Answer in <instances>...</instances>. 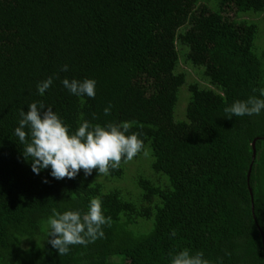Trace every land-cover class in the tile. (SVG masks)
I'll return each instance as SVG.
<instances>
[{
  "label": "trees",
  "instance_id": "trees-1",
  "mask_svg": "<svg viewBox=\"0 0 264 264\" xmlns=\"http://www.w3.org/2000/svg\"><path fill=\"white\" fill-rule=\"evenodd\" d=\"M262 15L264 0H0V264H170L184 249L208 264H264V111L225 112L264 99V29L244 18ZM180 52L216 89L189 83L185 121L174 117L188 81ZM65 78L94 79L95 97L70 94ZM33 102L70 131L82 120L131 122L144 147L104 176L123 181L149 147L154 178L138 174L135 193L107 186L95 169L71 180L34 175L14 135ZM92 197L110 218L103 237L58 255L48 217L83 214Z\"/></svg>",
  "mask_w": 264,
  "mask_h": 264
},
{
  "label": "clouds",
  "instance_id": "clouds-1",
  "mask_svg": "<svg viewBox=\"0 0 264 264\" xmlns=\"http://www.w3.org/2000/svg\"><path fill=\"white\" fill-rule=\"evenodd\" d=\"M67 70V65L61 67V71ZM61 83L74 96L94 98L96 95L94 79L65 78ZM52 84L51 76L39 82L37 93L43 96ZM260 97H264V89L260 90ZM110 111L111 105L103 109L106 116ZM262 111L264 99L256 97L234 101L225 108V112L238 117L259 115ZM19 116L14 135L23 145L22 153L30 162L31 172L39 175L42 170L49 169V176L57 181L74 179L80 170L85 176L92 175L93 169L98 175H106L110 168L119 166L122 158L131 160L144 147L143 140L139 138L141 134H129L131 122L128 121L93 125L88 120H82L74 131H70V126L42 102L30 103L27 112L20 110ZM42 182L48 183V180ZM101 203L99 197H92L83 214L78 210L52 211L46 221L47 243L58 255L68 254L71 245H87L103 237L102 226L110 218L103 215ZM170 264H208V261L203 258L202 252L190 254L188 249H184L170 257Z\"/></svg>",
  "mask_w": 264,
  "mask_h": 264
},
{
  "label": "rangeland",
  "instance_id": "rangeland-1",
  "mask_svg": "<svg viewBox=\"0 0 264 264\" xmlns=\"http://www.w3.org/2000/svg\"><path fill=\"white\" fill-rule=\"evenodd\" d=\"M233 14L234 12L231 13V15ZM244 18H249L252 21L259 22L261 30L264 29V15L259 16V17L246 16ZM182 56H183L182 52H180L181 62H180L179 70L185 71L187 73L189 82L187 81V83L180 89V94H179L180 97H179V101H178V104L176 106L175 113H174V117L176 121L186 120V107L189 102V96H190L189 92H187L188 91L187 87L189 83L198 82L203 87L208 86L209 89L216 91V89L213 86H211L210 84H208L206 81L202 79V71L200 69L193 68L191 65L185 64L182 60L183 59ZM150 159H151V150L149 149V147H145V149L142 152L140 160H133L128 163L126 167V172L124 174L125 177L123 181L121 180L120 182H114V183L108 182L104 174H101L98 180L103 182L109 187H115L116 189L117 187H120V188L136 193V191L134 190V180L138 174L141 173L151 178H154L153 173L149 169ZM113 189L114 188H105V191H110ZM123 194L125 193L123 192Z\"/></svg>",
  "mask_w": 264,
  "mask_h": 264
},
{
  "label": "water",
  "instance_id": "water-1",
  "mask_svg": "<svg viewBox=\"0 0 264 264\" xmlns=\"http://www.w3.org/2000/svg\"><path fill=\"white\" fill-rule=\"evenodd\" d=\"M255 143L256 141L253 142L252 146H253V161L255 160V157H256V149H255ZM251 168H252V165L249 169V172H248V180H250V174H251ZM250 190V194H251V197H252V208H253V213H254V206H253V193H252V190ZM261 235L263 237V252H264V234L261 232Z\"/></svg>",
  "mask_w": 264,
  "mask_h": 264
}]
</instances>
